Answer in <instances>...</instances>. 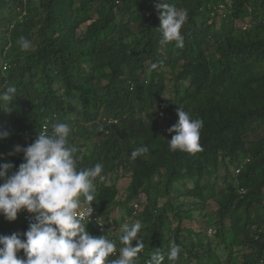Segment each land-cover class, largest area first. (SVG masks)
<instances>
[{
  "label": "trees",
  "instance_id": "trees-1",
  "mask_svg": "<svg viewBox=\"0 0 264 264\" xmlns=\"http://www.w3.org/2000/svg\"><path fill=\"white\" fill-rule=\"evenodd\" d=\"M156 2L0 0V91L18 95L0 109V164L17 170V145L66 123L78 169L103 165L90 235L119 250L117 231L139 221L136 264L172 244L175 264H264V135L251 139L264 132V0H169L187 12L183 48L160 44ZM178 108L203 120L202 151L169 150ZM140 146L148 153L132 161ZM28 228L0 215V236Z\"/></svg>",
  "mask_w": 264,
  "mask_h": 264
},
{
  "label": "clouds",
  "instance_id": "clouds-1",
  "mask_svg": "<svg viewBox=\"0 0 264 264\" xmlns=\"http://www.w3.org/2000/svg\"><path fill=\"white\" fill-rule=\"evenodd\" d=\"M155 8L160 13V44L174 43L183 48L181 29L187 22V12L169 0H157ZM19 45L23 51L31 48V42L24 37H20ZM156 67L151 65L152 69ZM17 96L15 86L0 91V109L11 106ZM177 116V123L168 129L169 134L174 133L168 141L169 150L190 154L202 151L199 141L203 120L192 118L182 108L177 109ZM70 132L66 123H53L51 134L41 132L26 147H15V152H22L24 158L17 170L13 171L11 163L0 164V215L9 222L22 211L33 217L23 239L17 233L0 236V264H136L143 252L145 245L138 237L143 225L139 221L122 224L119 239L123 246L119 250L107 236L94 237L87 231L84 220L93 213L94 182L104 179L103 165L78 169L74 155L77 148L69 144ZM6 136L0 132V139ZM148 151L147 146H140L131 152L130 159L135 161ZM21 251L24 258L18 257ZM117 252L119 257L109 261L108 257ZM180 252L176 244L166 253L155 250L148 264H164L166 258L175 264Z\"/></svg>",
  "mask_w": 264,
  "mask_h": 264
},
{
  "label": "rangeland",
  "instance_id": "rangeland-1",
  "mask_svg": "<svg viewBox=\"0 0 264 264\" xmlns=\"http://www.w3.org/2000/svg\"><path fill=\"white\" fill-rule=\"evenodd\" d=\"M228 24H229L228 26H230V22ZM239 25H240V23L237 22V24L235 26L236 27H239ZM263 135H264V132L261 130V131L257 132L255 134V136L251 137V139L252 140L253 139L255 140V139H258V138L262 137ZM219 175L221 176L222 173H220ZM214 179L215 178L213 176H210L209 177V180L210 181H214ZM216 183L219 184V181H217ZM127 184H128V180L127 179H121V180L118 181L117 187L119 189V199H123L125 197ZM213 207H214L213 206V203H210L209 204V208H213ZM118 218H119V216H118ZM105 226H108L109 228L111 227L110 220L106 222ZM198 226H201V228H204L205 227L204 223H200V222H199ZM117 232L118 233H121L122 231L119 232V230H118Z\"/></svg>",
  "mask_w": 264,
  "mask_h": 264
},
{
  "label": "built area",
  "instance_id": "built-area-1",
  "mask_svg": "<svg viewBox=\"0 0 264 264\" xmlns=\"http://www.w3.org/2000/svg\"><path fill=\"white\" fill-rule=\"evenodd\" d=\"M218 10H219V13L224 15V13H223L225 11L224 5H222V4L218 5ZM235 173H238V169L235 170ZM19 214L22 216L23 220L27 221L29 224H30V222H33L32 215L27 213L26 211H22ZM89 220L87 218H85L84 223H87V222H93V223H96V224L100 223V218L97 216L96 211H95L94 208H93L92 215L89 217Z\"/></svg>",
  "mask_w": 264,
  "mask_h": 264
}]
</instances>
